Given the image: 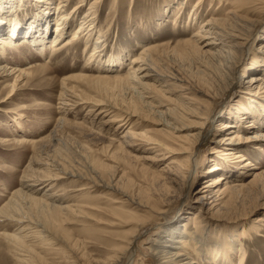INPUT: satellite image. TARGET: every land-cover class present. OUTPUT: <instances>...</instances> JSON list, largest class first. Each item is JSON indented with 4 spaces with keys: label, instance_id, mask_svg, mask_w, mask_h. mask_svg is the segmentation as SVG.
Segmentation results:
<instances>
[{
    "label": "rangeland",
    "instance_id": "rangeland-1",
    "mask_svg": "<svg viewBox=\"0 0 264 264\" xmlns=\"http://www.w3.org/2000/svg\"><path fill=\"white\" fill-rule=\"evenodd\" d=\"M79 1L72 0L68 12ZM198 1L199 5L194 8ZM239 1L242 0L101 2L94 24L104 40L103 53L124 60L117 71L101 72L109 77L125 75L131 61L144 48L161 46L159 50L163 51L160 52L162 55H156L161 57L157 63L160 72L163 76L177 77L183 81L177 84V88L171 86L173 82H170L168 86L175 92L169 93H158L152 90L154 82H147L153 91L151 95L155 97V101H152L154 111L142 105L151 100L143 96L140 89L104 88L107 92L103 89L101 93H94L89 92L88 87L80 81L68 83L72 80L71 76H91L100 72L82 69L97 33L89 46L81 43L60 56H52V40L43 45L41 54H36L34 48L27 44L9 47L3 57L5 62H0V69L7 64V68L17 67V70L29 72V77L18 78V73L12 71L1 75L3 70L0 71V209L7 205L12 192L19 188L21 176L30 164L34 175L49 178L44 183L45 188L35 196L40 197L47 190V194L53 197L52 203L50 199L49 203L64 209L49 212L48 216L37 209L21 215L25 218L23 222L43 223V220L49 219L53 236V240L42 247H31L36 260H30L27 264H108L109 261L112 264L116 253L131 250L130 244L134 239L137 249L129 262L124 264H154L148 261L150 257L146 253L149 242L167 235L178 224L185 226L186 236H192L197 232L195 221H201V225L206 227L203 233L209 246L218 243L228 249L232 245V249L227 251L233 262L231 264H237L236 253L240 249L246 256L242 264H264V222L257 223L264 220V138L254 143L233 145L235 147L226 145L227 141L224 140L231 131L242 132L243 136L251 138L257 133L264 135V123L245 129L253 122L246 119L243 124H237L234 130L221 128L224 123L230 125L233 122L232 116L239 104H243L244 113L251 110L241 92L248 86L251 75L262 72H250L240 77L243 70L250 66L253 57L264 58V4L257 5L263 8L262 13H258L254 8L255 3H251L254 0H243L246 3L243 7L250 9L245 10L250 13L243 16L244 21L254 25L242 52L236 54V61L240 62L235 74L222 68L218 62L209 61L210 57H216L214 53L221 51L220 46L210 49V56L201 58L198 54H192L184 44L193 39L200 23L204 24L210 17L223 19L230 4ZM88 2L90 4L91 1ZM181 3L183 10L177 14L176 9ZM8 7L5 4V9L0 8V13L9 11ZM88 7L86 4L77 10L76 22L73 21L65 39H70L77 28L78 19L83 17ZM25 10L33 11L31 5ZM30 12L29 17L33 16ZM195 12L197 16L192 15ZM26 16L19 17L23 25L28 19ZM54 29L55 24L52 23L50 31ZM205 43L201 41L198 44L203 48ZM224 46L221 49L226 51L229 45ZM206 49L203 48V51ZM224 55L222 52L221 56ZM64 83L77 85L91 99L99 101L95 109H110L112 113L102 120L104 114L98 120H93L94 114L88 112L93 101L89 105L72 104L75 102L73 93L62 94ZM180 85H184V88ZM12 89L13 97L7 98ZM181 95L202 105L203 108L199 106L202 115L197 118L177 117L175 109L183 101ZM240 98L244 99L240 101ZM62 100L68 105H62ZM157 102H161V107ZM262 110L256 115L264 114ZM133 114L131 125L136 130L145 131L147 137L157 140L160 146L149 145L142 140L117 146V142L122 143L126 130L118 128L120 124L109 122V119L112 115ZM110 139H114L113 144L109 143ZM185 143L192 145L188 151L193 155L190 159L188 153H177ZM161 146L169 147L166 149L172 153ZM222 150L244 154L251 166L239 167L242 164L235 163L233 166L239 167L236 174L224 173L227 175L225 180L213 185L206 195L207 199L198 202L197 197L204 190L205 182L222 174L225 170L223 167L228 164L220 160ZM32 160L35 163H30ZM170 161L181 165V176L175 172L165 173ZM212 165H219L222 169L211 173ZM253 171H260L263 175L248 184L253 177L248 174ZM166 176L174 179L176 184L166 183ZM224 183L234 189L229 206L219 208L210 205L213 200L215 204L222 200L223 196H217L215 190ZM241 185L243 187L239 188ZM82 187L85 189L79 190ZM254 224L260 228L256 232L251 229ZM16 229L14 222L0 223V235L16 233ZM27 245L30 246V243L27 242ZM13 253L0 237V264H19ZM219 259L216 257V264L218 261L222 264Z\"/></svg>",
    "mask_w": 264,
    "mask_h": 264
},
{
    "label": "bare ground",
    "instance_id": "bare-ground-1",
    "mask_svg": "<svg viewBox=\"0 0 264 264\" xmlns=\"http://www.w3.org/2000/svg\"><path fill=\"white\" fill-rule=\"evenodd\" d=\"M8 1L9 3H6ZM88 1H91L90 4ZM102 1L103 0H80L78 5L73 10L68 12L72 0H0V8L5 7L6 4L9 6L8 8L10 9V10L8 9L9 11L6 12L3 11L4 13H0V62L2 63L5 62L3 57L5 56V54H7L8 52L7 50L13 44L18 46L27 44L29 46H32V48H34L36 54H41L43 51V45L49 42L50 40H52L53 43L51 49L52 56L55 55L60 56L61 54H63V52H66L70 48H75L81 43H83L84 46H89L93 38H95L94 36L98 31L94 23L96 22L95 21L96 17H98L97 16L98 10ZM198 3L199 1L196 2L194 8H196L197 5H199ZM251 3L252 4L255 3L254 4V8H256L255 10H257L258 13H262L263 8L262 7L259 8L257 7V5L260 4L262 6L264 4V0H254ZM86 4H88L89 7L86 8L87 10L84 11L83 17L78 19L77 28L71 33L70 39L67 38L65 39V36L69 33V30H71L72 28L71 25L73 24V21L74 23L76 22L75 19L77 16V10L82 9ZM30 5L32 6L33 11L30 12L31 11L30 10L27 12L25 8H27ZM245 5L246 3L243 0L239 2H235L233 4H230L229 6L230 8L227 10L225 17L223 19L219 20L210 17V19L207 20L204 24L200 23L198 27V31L192 36L193 39L189 41H185L184 44L187 45L188 49L192 54L195 55L198 54L201 58H203V56L204 57L210 56L209 50L217 46H220L219 50L221 51L216 52L217 54L214 53L216 57L215 58L210 57L209 61L218 62V64H220L222 68H226L232 74H235L238 68L237 65H239L240 62L239 60L236 61L237 58L236 54L239 53L240 55V53L242 52V48L246 44L247 39L249 38V33L252 31L254 25L251 24V22L249 24L244 21L245 19L243 16H247L246 13H250L249 11L247 12L245 11V10H250L244 8L243 6ZM176 10H177L176 11L177 14L181 12L183 10V4L181 3L180 7L178 6ZM29 12L32 13L33 16L29 17ZM24 14H27L26 17H28V19H26L25 24L23 25L20 23L19 17L21 15L24 16ZM196 14L197 13L195 12L192 15L195 16ZM176 21L177 19L175 17L174 22ZM52 23L55 24V29L54 31L51 32L50 26ZM97 34L98 36L94 40V43H92V50L88 52L87 59L85 60V65L84 67H82V69L86 72H91L94 70L100 72H95L96 74L91 76L87 75L86 73H85L86 75L71 76L72 80L69 81L68 83H73V82L76 83L80 81L79 83L82 82L84 85H86V87H88L87 90L89 89L88 90L89 92H94V93H101L105 90L104 88H106V90H108V88L128 89V90L140 89L142 91V95L143 96L146 95L151 100L150 103L143 102L142 105L147 106V108H149V110L151 111L152 110L154 111L155 108L154 105L152 104V101H155V97H153L154 95H151L153 94V91H151L150 89L151 85L147 84L149 80L153 81L154 86H156V87L153 86L152 90L157 91L158 93H167L168 91L175 92V90L170 89V87L173 86L177 88L179 87L177 86V84L183 83V81H181L177 77L173 78L167 75L163 76L162 73L160 72L157 63L161 57L159 56L156 57V55L161 54L160 52H163L159 50L161 46L144 48L140 52V54L133 61H131V65L128 66L125 75L109 77L107 73L105 74L104 72L101 71L104 70L117 71L122 66L124 60L119 59L115 55L114 56L105 55L103 53L105 51V48H103L102 45L104 44V40L103 38L100 37L101 31H99V33ZM201 41L202 42L206 41V43L203 44V48H207L205 51H203V48L200 47V45L198 44V43L201 44ZM239 41H243V42H239ZM224 45H229L227 46L229 48H227L226 51H223L221 49ZM222 52L225 53L224 56H221ZM218 58H220L221 60H218ZM229 63L230 65H228ZM250 63H251L250 66L243 70L240 78H243L247 73L250 72L252 73L254 72L258 73L259 71L262 72V74H256L255 76L251 75L249 80L247 81L248 86H246L244 91L241 92V95L247 98L245 100L246 102H248V106L251 110L250 112L244 113L242 111L243 104H239L237 106L238 108L235 109L234 116L230 115V117L232 116V118H234L232 120L233 122L231 123L232 125L231 124L225 125L224 123V125H222L221 128L228 127L230 131L232 129L234 130L236 129L237 124L238 125L243 124V121L246 119H252L253 122L245 126L244 127L245 129H247V127L250 126L254 128L257 124L264 123V114H261L259 116L256 115L257 112L260 113V109L264 110V58L253 57ZM7 67H8L7 64H4V66L0 69V71L3 70L2 71L3 73L1 75L3 74L7 75L8 71H12L15 74L18 73V78H21L23 76L29 77V72L27 71L19 70V69L17 70L16 69L17 67L16 68L15 67L7 68ZM11 73L8 75H11ZM170 82L173 83L172 85L170 84L171 86H168ZM68 83L63 84L62 94L67 92L73 93V99H75V102H73L72 104L82 103L84 105L87 103L89 105L91 104V101H93L94 104L92 102L91 104L92 106L88 110L90 115L91 113L92 115L94 114L93 120L95 118L98 120L100 115L104 114L105 116L101 117L102 120V118L108 117V115L112 113L110 109H98V108L95 109L97 106H99V101L94 100L93 98L91 99L88 96V93L86 94V91L85 92L81 91L77 87V85L69 86ZM180 87L184 88V85H180ZM18 90L19 89H17V91ZM12 92L13 89L9 92V94H7L8 95L7 98L13 97ZM158 95L156 97H158ZM180 98L183 99V101L181 104H179V107H176L177 109H175V111L178 112L177 117L181 118L184 116H189V117L197 118L199 117V115L200 116L202 115L201 108H199V106L203 108L202 105H197L196 101H193L192 99L184 98L182 95L180 96ZM243 99L240 98V101ZM62 102H63L62 105L64 106L68 105L66 101L62 100ZM160 103L157 102L158 107L161 105ZM135 112L136 111H134V113ZM131 116L133 117L134 114L130 116L112 115V118L110 119L108 118L109 122L112 121L118 122L120 124L118 128H125L126 130L122 137V143L117 142V146L120 147L123 146L124 144L125 145L129 144L132 140H140V141L142 140L148 143L149 145L160 146V143L157 142V140H154L151 137H147L145 131L136 130L134 126L131 125ZM58 121L59 122L62 121V118L58 119ZM102 124H104V121ZM260 138H264V135L261 133H257V135H253V137L251 138V137L243 136L242 132L231 131V134L227 138H224V140L227 141L226 145L239 146L243 144L254 143ZM109 143L113 144L114 139H110ZM190 146L192 145L185 143L183 147H180L179 150L180 152L177 153H183V152L188 153V151L191 150ZM161 148L163 150H166L168 153H172L170 150L166 149L169 148L167 146L166 148L165 146L164 147L161 146ZM254 149H258V148H254ZM219 155L221 157L220 158L221 161L228 163L225 165V167H223V169L227 171L223 170L222 174H219L213 177V179L205 182V185L202 187V189L204 190H201L199 192L201 195L197 197L198 202L207 199L206 195L209 194L210 188L213 185L225 180L224 178L226 174L233 175L237 171L236 170L237 168L239 169V167L251 166V162L249 161V159L245 158V155L240 152L234 153L231 150H229L228 152L227 150L226 152L225 150H222L219 153ZM192 156H193L192 154H189L188 159L192 158ZM30 163H35V161L32 160L30 161ZM235 163H240L242 165L236 168L233 166ZM30 165L27 166L26 172H24L23 175L21 176L22 178L19 188L15 189L12 192L11 194L12 197L9 199L7 205L0 209V223L2 224L4 222L6 223L14 222L17 227L16 233L9 234L5 232V234H1L0 237L2 238V240L6 242V244L9 247V250L14 252L13 255L15 254L17 256L16 258L19 264H27V262H29L30 260H36L35 254L31 252L33 250V249L31 250V247L32 248L33 247L37 248L38 246L42 247L44 243L51 242L53 240V236L49 228L50 227L49 224L51 222L49 219L45 221L43 220V223H41L40 221L36 223H31L29 221L23 222L25 218H23L21 215L24 214V212L31 211L32 209H37L40 212L45 213V215L47 216L49 212L50 213L55 212V210L57 209L60 211L64 210V209H60L62 207L51 205L52 203L51 198L53 197L47 194V190H45L40 197L35 196V194L40 193L41 190L45 188L44 183H47L49 181V178L47 176H42L38 174L34 175L33 173L34 170H32V167ZM165 168L167 170L165 173L171 174V172H175L180 176L183 174L182 172L183 169L181 168V165L179 163H174L170 161L168 162V165ZM219 169H222V167H220L219 165L217 166L215 165L210 168V171L212 173ZM28 171L30 172L28 173ZM262 175L263 174L260 171L258 172L253 171L252 173H249L248 176H253V177L252 179L249 180L248 184H251L254 181L258 180V178H260ZM164 180L166 183H175L174 179L169 177L167 178V176ZM241 187H243V185H241L239 188ZM180 188L181 187H178V189ZM84 189L85 188L82 187L79 190H84ZM232 190L234 189L233 188L230 189V187L226 186V183H224L221 187L215 190L216 191L215 194L217 196L218 195L223 196L222 200L221 201L218 200L219 203L216 201L218 204H215L214 203L215 200H213L210 202V205L219 208L225 207L226 205L229 206L233 195V193L231 192ZM49 199L51 203H49ZM233 201L235 202V200ZM261 222H264V220L257 221V223H261ZM23 223H27V224L23 225ZM195 226L196 227L198 226L197 232H195V234L192 236H186V234L184 233L185 226H180L178 224L171 231L167 232L168 233L167 235L156 237L152 239V241L150 240L151 243L149 242L150 245L148 246L146 252L147 255H149L150 257V260L148 261H153L154 264H197L196 261H200V263L202 264H209V263L216 264L215 262L216 257L217 259L220 257L219 260L222 262V264L233 263L232 260H230V257L227 255V251L232 249V245L229 246L228 249L225 248V245L222 247L218 243L215 245L210 244L209 246V243L207 242L203 233L206 230V227L201 225V221H195ZM251 229L252 231L256 232L260 228L259 226H256L254 224ZM135 240L136 239H134L133 241L131 240L132 241V243L130 244V246L132 245L131 250L129 249L128 251L122 250L121 252L116 253L115 255L116 259L114 260L115 262L112 264H124L129 262L131 256L134 254V251L137 249L135 245L136 244ZM27 242L30 243V246L27 245ZM228 244L229 243L227 242V245ZM236 256L238 257L237 264H242L244 262V258L246 257L243 250L241 249L238 253H236ZM108 264H111V262L109 261ZM217 264H220V262L218 261Z\"/></svg>",
    "mask_w": 264,
    "mask_h": 264
}]
</instances>
